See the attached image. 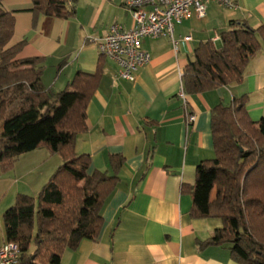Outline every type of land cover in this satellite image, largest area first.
Here are the masks:
<instances>
[{"label": "crops", "instance_id": "1", "mask_svg": "<svg viewBox=\"0 0 264 264\" xmlns=\"http://www.w3.org/2000/svg\"><path fill=\"white\" fill-rule=\"evenodd\" d=\"M237 1L234 9L209 2L204 17L192 14L174 24L176 49L165 36L144 38L151 60L132 81L118 78L117 63L100 57L96 45L111 23L131 26L125 0H68L74 14L67 18L35 16L31 0L1 1L14 17L9 45L24 40L18 58H43L46 88L62 90L77 71L92 73L99 65L98 85L86 107L87 130L77 135L75 151L89 156L88 172L109 169L110 155L124 158L102 205L99 233L65 249L62 264H238L225 246L198 247L197 240L210 237L221 221L190 216V189L197 164L214 156L210 115L215 105L246 95L249 117H264V49L250 58L241 82L187 94L186 105L177 95L199 43L219 35L230 20L253 28L264 21V0ZM184 35L191 39L182 40ZM187 111L195 114L189 125ZM51 156L49 175L62 160L44 147L20 155L16 166L34 162L26 174Z\"/></svg>", "mask_w": 264, "mask_h": 264}, {"label": "trees", "instance_id": "2", "mask_svg": "<svg viewBox=\"0 0 264 264\" xmlns=\"http://www.w3.org/2000/svg\"><path fill=\"white\" fill-rule=\"evenodd\" d=\"M0 0V172L12 169L19 155L46 148L62 163L35 196L16 193L2 213L4 242L16 244L15 264H62L65 249L99 233L104 200L118 180L123 156L109 157V169L88 172L89 156L75 151L87 130L86 107L101 75L77 71L62 90L46 88L42 57L18 58L24 40L13 45L14 17ZM35 16L67 18L68 0H31ZM212 40L198 44L182 72L189 95L239 83L250 58L264 49V21L256 28L230 20ZM103 55H100L102 57ZM246 95L211 109L214 156L196 166L190 189L194 218H216L221 226L199 248L225 246L238 264H264V117L252 120ZM185 191V185L181 186Z\"/></svg>", "mask_w": 264, "mask_h": 264}, {"label": "built area", "instance_id": "3", "mask_svg": "<svg viewBox=\"0 0 264 264\" xmlns=\"http://www.w3.org/2000/svg\"><path fill=\"white\" fill-rule=\"evenodd\" d=\"M209 2L233 9L238 6L237 0H125L131 26L125 28L118 22L111 23L107 33L97 41L98 53L117 63L118 78L132 81L137 69L151 60L150 53L142 47V40L165 36L176 49L179 39L174 37V24L181 23L192 14L204 17ZM181 39L190 40L191 37L184 35ZM212 40L213 43L219 42V35ZM177 95L186 105L187 93L182 83ZM194 120L195 114L187 111L186 124ZM18 256L16 244L4 242L0 245V264H15Z\"/></svg>", "mask_w": 264, "mask_h": 264}, {"label": "rangeland", "instance_id": "4", "mask_svg": "<svg viewBox=\"0 0 264 264\" xmlns=\"http://www.w3.org/2000/svg\"><path fill=\"white\" fill-rule=\"evenodd\" d=\"M51 155H55V154L51 153ZM19 156L17 160H19ZM53 159L54 158H52V156L47 157L48 161L43 164V167L33 168L31 172L26 174H25L26 167L35 166L33 165L34 162H30L28 165L21 166L22 164H20V166H16V163H19V161L17 162L16 160L12 169L7 170L3 173L0 172V176L4 175V177L0 179V232L3 231L2 213L6 208H8L11 204H13L16 193L25 192L26 194L35 196L38 193V191L41 189L42 185L49 179L51 174L55 171L54 168L49 175H45L47 174L48 165L53 161ZM17 170H19L18 173L23 172L22 174L25 175L23 176L18 174L16 172ZM21 190L23 192H21Z\"/></svg>", "mask_w": 264, "mask_h": 264}]
</instances>
